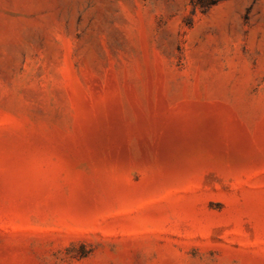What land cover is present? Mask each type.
I'll return each instance as SVG.
<instances>
[{
	"label": "rangeland",
	"instance_id": "1",
	"mask_svg": "<svg viewBox=\"0 0 264 264\" xmlns=\"http://www.w3.org/2000/svg\"><path fill=\"white\" fill-rule=\"evenodd\" d=\"M0 264H264V0H0Z\"/></svg>",
	"mask_w": 264,
	"mask_h": 264
},
{
	"label": "trees",
	"instance_id": "2",
	"mask_svg": "<svg viewBox=\"0 0 264 264\" xmlns=\"http://www.w3.org/2000/svg\"><path fill=\"white\" fill-rule=\"evenodd\" d=\"M210 4H213V3H210Z\"/></svg>",
	"mask_w": 264,
	"mask_h": 264
}]
</instances>
